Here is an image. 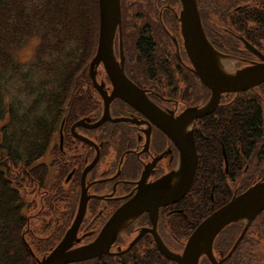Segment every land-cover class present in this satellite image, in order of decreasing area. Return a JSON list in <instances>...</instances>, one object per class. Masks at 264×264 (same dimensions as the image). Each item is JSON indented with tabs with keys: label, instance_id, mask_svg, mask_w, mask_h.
Returning a JSON list of instances; mask_svg holds the SVG:
<instances>
[{
	"label": "flooded vegetation",
	"instance_id": "obj_1",
	"mask_svg": "<svg viewBox=\"0 0 264 264\" xmlns=\"http://www.w3.org/2000/svg\"><path fill=\"white\" fill-rule=\"evenodd\" d=\"M196 4L206 38L226 72L264 63V0ZM182 11L180 0H121V27L107 64L111 70L122 68L134 86L112 80L101 60L96 66L100 91L90 76L98 53L100 10L97 21L92 19L93 35L98 25L96 50L87 68L90 81L77 83L84 90L76 92V118H62L58 136L34 164L49 170L45 183H27L20 191L27 231L53 228L44 237L49 250L40 260L75 222L84 191L89 199L72 249L97 242L139 191L163 185L155 190L159 204L153 213L138 212L106 240L107 253L74 264H178L171 254L183 255L204 220L264 180V83L223 94L206 116L184 118L187 111L209 105L212 94L186 50ZM117 87L135 99L142 93L146 107L130 104ZM106 102L110 118L96 127ZM184 142L194 147L196 171L188 191L173 201L170 192L180 185ZM148 195L152 198V190ZM149 198L146 204H153ZM257 244L264 245V210L250 223L226 227L213 243V260L202 255L199 264H264V249L257 250Z\"/></svg>",
	"mask_w": 264,
	"mask_h": 264
},
{
	"label": "water",
	"instance_id": "obj_2",
	"mask_svg": "<svg viewBox=\"0 0 264 264\" xmlns=\"http://www.w3.org/2000/svg\"><path fill=\"white\" fill-rule=\"evenodd\" d=\"M180 1L183 4L181 25L186 50L194 66L195 73L210 89L212 94L209 105L199 110L192 109L191 111H187L184 115V118L190 116H192V118H200L212 113L216 109L223 94L243 92L264 83V63L246 67L236 73L226 72L222 65L221 57L216 54L206 38L198 14L196 0ZM99 10L100 35L98 53L91 63L90 68L91 79L98 90L100 87H98L96 82V66L101 60L105 61L106 69L112 80H118L117 82L123 80V83L129 82L122 68L119 67V70L115 69L116 71L111 70L113 66L109 64V62V65L107 64V59H109L108 56L112 55L116 30L118 27H121V0H99ZM129 83L134 86L131 82ZM116 90H118L119 96L121 95L133 106L140 109L146 107L142 102V93L139 92L138 98L135 99L134 95L124 94L118 87ZM108 110L109 103L106 102L105 114L102 120L95 125L96 127L110 118L109 114H107ZM190 149H192V157H190ZM182 156L183 165L179 173L181 178L180 185L174 192H170L173 201L175 198L181 197L188 191L195 176L196 157L194 147L193 145L191 147L189 142L182 143ZM161 186L163 185L157 184L148 187L149 189L144 191H139L131 205L124 206L113 216L97 242L82 248L72 249L89 199L84 191L79 215L60 244L41 260L36 258L32 253L37 264H74L107 253V246H105L106 240L110 239L126 220L137 215L138 212L140 213L144 209H152V213L156 210L159 202L155 190ZM150 190H152V198H149L151 195H148V191ZM166 197L169 198V194L166 195ZM148 198L153 204H146ZM263 210L264 180L252 186L246 192L237 196L230 203L210 215L195 229L183 255L176 256L171 254V256H174L178 264H199L202 255H206L213 260V243L216 237L230 224L240 221H247L250 223Z\"/></svg>",
	"mask_w": 264,
	"mask_h": 264
},
{
	"label": "trees",
	"instance_id": "obj_3",
	"mask_svg": "<svg viewBox=\"0 0 264 264\" xmlns=\"http://www.w3.org/2000/svg\"><path fill=\"white\" fill-rule=\"evenodd\" d=\"M68 1L40 0L42 6L34 7L29 12L25 7L27 0H0V67H14L8 55L9 46L21 34L37 26L47 31L41 51L45 48H62L61 39L56 44L51 43L49 32L54 31L59 35L56 26L63 23L59 22L67 13ZM95 1L94 4L93 0H80L76 20L81 25L83 52L77 61L64 65L59 89L50 93L49 97L40 96V100L48 98L47 115L36 118L29 114L20 118L10 111L14 122L20 121V128L24 126L22 135L25 146L22 154L17 149L0 146V264H37L35 257L40 259L44 250H49V243L44 239L45 228L37 230L34 227V234L27 231V216L20 205V191L27 183H45L49 170L44 165L34 164L47 152L53 137L58 136L62 118H76V92L84 90L83 85L77 83L90 81L87 68L95 45L91 21L93 19L94 22V16L99 13V0ZM62 29L68 32L65 24ZM15 69L18 70V66ZM31 236L33 239L30 242Z\"/></svg>",
	"mask_w": 264,
	"mask_h": 264
},
{
	"label": "clouds",
	"instance_id": "obj_4",
	"mask_svg": "<svg viewBox=\"0 0 264 264\" xmlns=\"http://www.w3.org/2000/svg\"><path fill=\"white\" fill-rule=\"evenodd\" d=\"M41 6L40 0H27L25 4L29 12L34 7ZM44 31V28L40 26L26 31L8 48V55L13 63L19 66V72L6 73L3 90L0 91V103L15 107L19 116L29 113L36 118L45 117L48 104L46 99L40 100L39 98L43 93H52L57 90L59 54L53 50L41 52L45 43ZM63 48L64 53H70L77 48V42L75 40L65 41ZM22 74H27V82L22 78ZM29 83L31 88L28 87Z\"/></svg>",
	"mask_w": 264,
	"mask_h": 264
},
{
	"label": "rangeland",
	"instance_id": "obj_5",
	"mask_svg": "<svg viewBox=\"0 0 264 264\" xmlns=\"http://www.w3.org/2000/svg\"><path fill=\"white\" fill-rule=\"evenodd\" d=\"M93 1L95 4L96 1L95 0H93ZM87 4H88V2H87ZM67 5H68L67 6V13L63 14V16L59 22V23H61V22H63V23L56 26V29H58L59 35H56L54 31L49 32V37H50L51 43L56 44V42L61 39L63 41L62 48H60V49H58V48H52V49L51 48H45V50L41 51V52H44V51H48V50H53L59 54L58 60L60 62V68L58 70L59 75H58V80H57V90L59 89L60 84H61L62 79H63V73L65 71L64 65L66 66L67 64L76 61V59L79 56L78 52L80 51V49H82V38L80 35L81 32H80V28H79L81 25L76 20L78 11L80 9V8H78V6L80 5V0H69ZM97 16H99V13L96 14V16H94V20L97 18ZM95 21H97V20H95ZM76 22H78L79 24H76ZM64 24L67 27L68 32H64V30L62 29ZM59 28L61 30H59ZM46 32L47 31H44V34H46ZM97 34H98V25L96 27V33H95V35H93L94 36V43H95L94 48H93L94 51L96 50ZM69 40H75L77 42V48L74 49L70 53H64L63 45H64L65 41H69ZM16 66L17 65L14 64L13 68L12 67H8V68L0 67V91L3 90V81H4L6 73H8L9 71H11L14 74L19 72V66H18V70H16V69L14 70V68ZM22 78L25 79V81L27 82V74H22ZM28 87L31 88L30 83L28 84ZM41 87H43V86H41ZM57 90H55V91H57ZM49 94L50 93H43L41 95H45L44 97H49ZM10 111L12 113H15V115L17 117H20V118L22 117V116L17 115L15 107L5 106L2 103H0V146H7L8 148L11 147L12 149H17L18 151H21L19 153L22 154V151L24 152V146H25V144H24L25 140H24V137L22 135V132H23L22 129L24 128V126L22 128H20V126H21L20 121H18L17 123L14 122V120L12 119V116H10ZM25 115L29 116V113H25ZM49 228H50L49 230L44 232V236L49 235L53 231L52 226ZM54 238L55 237L53 236V233H52V235H50V239H54ZM32 239H33V237L31 236L29 238V241L31 242ZM40 244L41 243H39V245ZM256 249L257 250L264 249V245H262V247H259L257 244Z\"/></svg>",
	"mask_w": 264,
	"mask_h": 264
}]
</instances>
